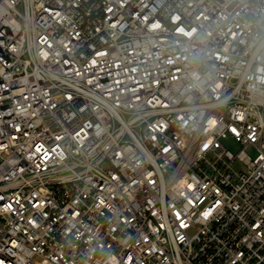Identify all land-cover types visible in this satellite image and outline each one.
<instances>
[{"label": "built area", "instance_id": "2783aa9c", "mask_svg": "<svg viewBox=\"0 0 264 264\" xmlns=\"http://www.w3.org/2000/svg\"><path fill=\"white\" fill-rule=\"evenodd\" d=\"M0 264H264V0H0Z\"/></svg>", "mask_w": 264, "mask_h": 264}, {"label": "rangeland", "instance_id": "374dc122", "mask_svg": "<svg viewBox=\"0 0 264 264\" xmlns=\"http://www.w3.org/2000/svg\"><path fill=\"white\" fill-rule=\"evenodd\" d=\"M230 147L234 150L236 148V145L231 144Z\"/></svg>", "mask_w": 264, "mask_h": 264}]
</instances>
